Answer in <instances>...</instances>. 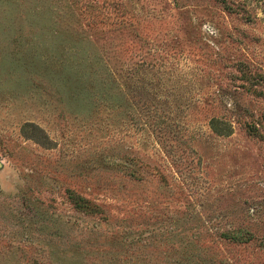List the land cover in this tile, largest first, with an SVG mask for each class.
Returning <instances> with one entry per match:
<instances>
[{"label": "rangeland", "instance_id": "rangeland-1", "mask_svg": "<svg viewBox=\"0 0 264 264\" xmlns=\"http://www.w3.org/2000/svg\"><path fill=\"white\" fill-rule=\"evenodd\" d=\"M0 264H264V0H0Z\"/></svg>", "mask_w": 264, "mask_h": 264}, {"label": "trees", "instance_id": "trees-1", "mask_svg": "<svg viewBox=\"0 0 264 264\" xmlns=\"http://www.w3.org/2000/svg\"><path fill=\"white\" fill-rule=\"evenodd\" d=\"M35 127V126H34ZM37 128V127H36ZM37 129H39V128H37ZM39 131H41L40 129H39Z\"/></svg>", "mask_w": 264, "mask_h": 264}]
</instances>
